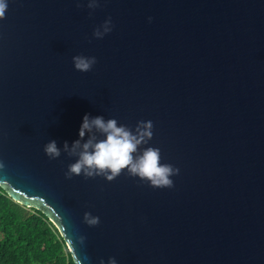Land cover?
Here are the masks:
<instances>
[{"label":"water","instance_id":"obj_1","mask_svg":"<svg viewBox=\"0 0 264 264\" xmlns=\"http://www.w3.org/2000/svg\"><path fill=\"white\" fill-rule=\"evenodd\" d=\"M107 17L112 31L93 38ZM74 55L97 63L76 71ZM85 114L151 120L146 146L179 168L174 187L66 179L75 158L43 146L78 139ZM0 161V189L52 222L74 264H264V0H102L91 15L74 0H9Z\"/></svg>","mask_w":264,"mask_h":264},{"label":"clouds","instance_id":"obj_2","mask_svg":"<svg viewBox=\"0 0 264 264\" xmlns=\"http://www.w3.org/2000/svg\"><path fill=\"white\" fill-rule=\"evenodd\" d=\"M102 0H74L77 8L84 4L89 15L101 6ZM9 0H0V20L6 18ZM152 18L148 17L151 22ZM114 25L111 17L95 26L92 37L103 39L109 34ZM72 63L76 71L90 72L97 63L95 56L74 55ZM153 122L151 120L137 121L135 127L118 123L115 118L105 119L103 116L91 117L85 114L78 130V139L69 144L63 142L62 147L55 140L48 141L43 146V152L50 160L58 159L61 154L75 158L67 165L64 176L72 179L82 176L84 179L103 177L111 182L122 173L129 177L138 178L141 183H147L152 188H173L172 177L179 174V168L171 163H163L161 150L158 147L146 146L153 137ZM5 168L0 161V170ZM83 222L94 227L100 223L98 216L84 212ZM84 236H79L77 242L83 245ZM87 259V257H85ZM76 264L80 261L76 258ZM98 264H105L100 259ZM106 264H117L114 257H109Z\"/></svg>","mask_w":264,"mask_h":264},{"label":"trees","instance_id":"obj_3","mask_svg":"<svg viewBox=\"0 0 264 264\" xmlns=\"http://www.w3.org/2000/svg\"><path fill=\"white\" fill-rule=\"evenodd\" d=\"M0 264H74L52 222L13 202L1 189Z\"/></svg>","mask_w":264,"mask_h":264}]
</instances>
